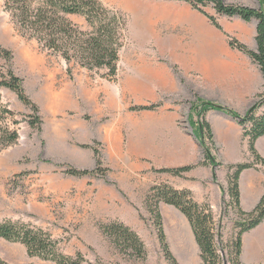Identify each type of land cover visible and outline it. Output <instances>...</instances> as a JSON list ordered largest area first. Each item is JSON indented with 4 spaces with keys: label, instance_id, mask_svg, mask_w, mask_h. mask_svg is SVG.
Segmentation results:
<instances>
[{
    "label": "rangeland",
    "instance_id": "1",
    "mask_svg": "<svg viewBox=\"0 0 264 264\" xmlns=\"http://www.w3.org/2000/svg\"><path fill=\"white\" fill-rule=\"evenodd\" d=\"M222 1L226 5L255 9L260 6L258 0ZM100 2L126 22L114 82L102 77L105 72H90L74 63L69 65L36 41L23 37L0 0V48L12 52L11 68L22 79L27 96L37 105L42 118L41 126L32 128L27 122L30 109L15 93L0 88L4 104L21 120L26 119L18 128V141L0 149V221H19L42 229L59 242L65 255L82 254L93 264H170L146 203L151 188L164 182L146 191L147 174L137 170L145 162H164L160 155L149 160L140 157L143 142L139 138L143 129H139L155 119L164 121V117H155V113L175 112L182 129L187 127L190 134L198 133L202 118L192 110L193 105H200L204 99V93L198 90L203 82L196 71L198 59L229 46L228 36L240 42H252L257 22L221 16L213 5L202 6L204 13L218 20L223 29L219 30L204 13L186 2ZM71 20L84 31L89 30L84 18L73 16ZM8 66L0 58V73ZM151 106L158 107L135 110ZM173 140V136L159 129L151 143L163 153ZM85 146L98 151L99 170H96L94 151ZM213 153L216 154L215 144ZM156 167L152 168L156 179H165L167 173L159 171L170 168ZM69 169L96 172L92 176L76 177L67 174ZM125 207L136 210L134 226L116 217ZM237 219V211L229 210L221 223L222 239L217 247L224 264L228 263L226 247L237 233ZM115 221L141 238L146 260L131 259L104 235L101 226ZM163 227L167 242L169 239L173 244L177 240L176 228L169 223L165 226L164 222ZM0 264L55 263L30 257L23 245L0 239Z\"/></svg>",
    "mask_w": 264,
    "mask_h": 264
},
{
    "label": "trees",
    "instance_id": "2",
    "mask_svg": "<svg viewBox=\"0 0 264 264\" xmlns=\"http://www.w3.org/2000/svg\"><path fill=\"white\" fill-rule=\"evenodd\" d=\"M4 11L9 15L15 28L30 40L36 41L41 48L60 56L67 64H77L90 72H105L104 79L114 82L118 75L120 51L124 45L126 22L124 18L106 8L100 0H2ZM186 2L193 8L202 11V6L213 5L216 13L229 18L237 17L246 23L257 22L256 45L254 51L236 38L228 36L229 46L247 55L257 64L264 75V0L259 1V8H250L239 5H226L222 0H177ZM210 22L219 30H223L218 20L208 16ZM82 17L88 25L87 31L75 24L71 18ZM0 58L4 59L8 66L5 72L0 73V88H5L16 94L19 101L27 106L31 114L28 116V124L32 128H39L42 124L40 110L27 96L22 79L17 76L12 68L13 54L11 51L0 48ZM71 74V70H68ZM264 106V95L245 115H240L234 110L201 100L200 105H193L192 110L203 118L208 110H218L226 113L244 130V136L249 140V151L253 158L252 163H240L230 165L228 169L229 200L225 202L222 217L216 220L210 204H199L194 200L189 190H177L169 184L161 183L151 188L147 193L146 203L149 212L153 216L159 241L170 264H179L170 251L163 227L162 216L159 209L161 203L178 209L189 220L196 241L200 247L203 264H224L221 258L217 242L222 239L221 223L229 210H236L238 219L235 221L237 233L235 238L227 245L228 263L243 264L241 262L242 237L264 222V197L256 209L246 213L240 205V175L244 170L264 166V159L255 148L256 141L264 136V114L260 109ZM158 106L140 107L135 110H155ZM8 106L5 105L0 95V149H5L15 144L19 139V126L25 122ZM202 138L204 148V162L200 166L211 165L213 168L220 164L213 153L214 142L211 128L204 122L200 123L198 133ZM91 148L96 156L97 169L101 166L99 153ZM197 165L185 166L175 169H163L160 173L182 177L195 169ZM96 171H76L69 169L67 174L83 177L92 176ZM213 180L217 182L214 170ZM223 190V189H222ZM225 191L223 190V193ZM104 235L111 240L116 249L127 254L131 259L144 261L147 252L141 238L124 224L115 221L101 226ZM0 239L10 243L23 245L30 257H37L55 264H93L88 262L82 254L75 257L65 255L59 242L49 233L35 228L30 224L19 221H0ZM225 250V247L222 248ZM226 263V262H225ZM96 264H100L97 262Z\"/></svg>",
    "mask_w": 264,
    "mask_h": 264
},
{
    "label": "crops",
    "instance_id": "3",
    "mask_svg": "<svg viewBox=\"0 0 264 264\" xmlns=\"http://www.w3.org/2000/svg\"><path fill=\"white\" fill-rule=\"evenodd\" d=\"M242 43L254 51L257 49L255 39L252 42L244 40ZM196 71L203 80L202 85L198 87L199 92L204 93L203 100L225 105L240 115L247 113L264 93V75L259 66L247 55L230 46L221 47L199 58ZM259 113L264 114V106ZM154 115L164 117V121L160 123L155 119L140 127L139 130L143 129V134L139 138L143 142L140 157L149 160L160 155L164 163L145 162L137 166L139 172L147 174L144 190L148 191L152 185L159 182L169 184L177 190H189L197 203H209L216 220L221 219L222 207L229 200L227 167L253 162L249 151V140L244 136L243 128L226 113L208 110L201 120L211 128L216 149L215 157L220 165L216 168L211 165L198 166L184 173L183 177L167 174L165 179L158 181L152 173L153 167L175 169L197 165L204 160V148L201 144L202 138L196 132H193L194 135L190 134V129L187 127L182 129L179 126L177 113L161 112ZM159 129L161 133L174 137L173 142L166 146L163 153L155 150L156 148L151 143ZM255 148L264 159V136L256 141ZM219 154L220 158H218ZM214 170L217 182L213 181ZM239 186L241 209L250 213L256 209L264 197V166L259 165L257 168L244 170L240 175ZM160 211L165 226L168 223L171 224L178 233L177 240L173 244L168 239L177 262L179 264H203L200 247L186 216L167 204H161ZM116 217L127 225L134 226L132 221L137 220V213L135 209L125 207ZM187 236L188 242L186 241ZM240 259L243 264H264V222L243 235Z\"/></svg>",
    "mask_w": 264,
    "mask_h": 264
}]
</instances>
